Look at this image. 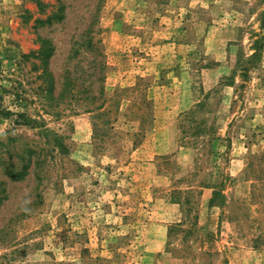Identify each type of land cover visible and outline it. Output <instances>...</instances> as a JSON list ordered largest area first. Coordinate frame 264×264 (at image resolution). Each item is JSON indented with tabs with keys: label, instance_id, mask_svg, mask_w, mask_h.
Masks as SVG:
<instances>
[{
	"label": "rangeland",
	"instance_id": "374dc122",
	"mask_svg": "<svg viewBox=\"0 0 264 264\" xmlns=\"http://www.w3.org/2000/svg\"><path fill=\"white\" fill-rule=\"evenodd\" d=\"M0 110V264H264V0H0Z\"/></svg>",
	"mask_w": 264,
	"mask_h": 264
},
{
	"label": "trees",
	"instance_id": "16d2710c",
	"mask_svg": "<svg viewBox=\"0 0 264 264\" xmlns=\"http://www.w3.org/2000/svg\"><path fill=\"white\" fill-rule=\"evenodd\" d=\"M0 113L7 114V115L12 114L10 110H0ZM19 117L23 118L24 119L23 123L29 125L30 127H37L39 124V121L36 118L28 116L25 113H20ZM43 132H44L43 133L44 136L50 135L48 130H43ZM60 138L61 137H59L58 135L54 136L53 140H54L55 147L58 146L62 148V141ZM19 148H20V150L18 151L19 165L3 166L5 175L9 176L10 179L14 181L22 180L29 174L31 161L33 159V153H34V150H36L32 145L28 144V142L23 143ZM2 183L3 181H1V184ZM2 192L3 194L0 196V202L8 198L7 189L5 186L2 187Z\"/></svg>",
	"mask_w": 264,
	"mask_h": 264
}]
</instances>
